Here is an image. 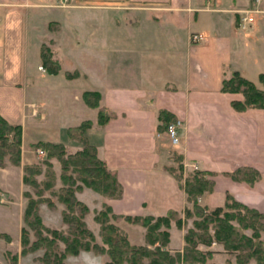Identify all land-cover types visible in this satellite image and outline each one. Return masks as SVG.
Wrapping results in <instances>:
<instances>
[{"label":"crops","instance_id":"obj_1","mask_svg":"<svg viewBox=\"0 0 264 264\" xmlns=\"http://www.w3.org/2000/svg\"><path fill=\"white\" fill-rule=\"evenodd\" d=\"M259 1L256 21L242 30L236 10L254 0H0V115L21 125L23 146L71 143L66 129L89 120L88 141L122 185L120 198L98 194L116 215L184 210V190L165 170L173 152L197 170L218 172L214 191L257 208L240 196L250 187L223 174L264 159V108L236 111L221 87L232 71L264 81ZM193 33L202 40L192 41ZM44 50L55 54L57 72L43 64ZM74 52L87 60L83 90L79 70L69 77L63 69ZM78 91L98 92L113 117L98 124V108ZM160 110L182 120L177 146L165 137ZM182 243L170 235V248Z\"/></svg>","mask_w":264,"mask_h":264},{"label":"trees","instance_id":"obj_2","mask_svg":"<svg viewBox=\"0 0 264 264\" xmlns=\"http://www.w3.org/2000/svg\"><path fill=\"white\" fill-rule=\"evenodd\" d=\"M48 51V50H47ZM42 51V62L46 66L51 61L55 67L48 68L52 73L57 72L58 62L52 60L51 54H45ZM48 55V56H45ZM244 88H243V87ZM222 91H241L244 95V100H233L232 105L236 109H244L247 107H264V92L256 88L254 83L239 74L233 72L228 78L222 80ZM94 97V101L89 99V96ZM85 101L88 105L98 108L97 123L104 125L107 123L113 114L104 106L99 105V93L92 91L84 92ZM158 118L165 125L173 118L166 110H160ZM91 125L89 120H85L78 125L70 126L66 129L68 137L82 145L81 148L74 153L65 155L64 145L62 143H53L50 141H40L39 145L47 154L45 163L51 166L48 160L55 157L61 163V179L67 184V189L58 194L59 200L63 202L67 211L63 212L64 221L68 224L69 232L61 234L56 229H48L41 226V218L38 212V205L41 198H33L28 196V204L26 206V220L32 228L36 229L38 247H45L44 258L49 263L62 264L61 256H58V251L63 254H76L79 250H91L94 253L107 251L110 261L104 264H113L114 262L121 263L122 258H127L132 264H140V258H148L149 264H174L175 261H180L182 264H205L206 256L209 257L212 251H205L199 248V245H210L212 242L220 243L225 249L234 252L237 257V262L242 264L248 259L254 258L261 264L264 256V241L260 239V231L264 232V212L259 211L254 207L236 200L231 194L225 196L223 206L209 208L206 205H200L198 199L202 192L213 187V181L206 177V174L213 175V172L193 170L184 175L181 155L173 152V159L176 166H166L178 185L183 188L186 194V200L192 204L191 207H186L184 210L185 216L190 217L195 213L199 218L194 220V228H189L184 235L186 245L183 250H175L173 253L167 247L169 243V227L171 220L174 219L178 226L182 225V219L177 215V211L168 210L166 214L160 216L152 215H124L123 217L131 222L139 221L146 228L147 244L153 245V249L147 246H134L128 242L124 233L121 232L114 224L108 220L110 215L117 217L112 212V208L108 203L103 204V208L95 215V220L101 224L102 238L109 244L107 250L98 246L95 242L93 234L86 227L82 219V215L87 211L86 206L75 197L73 186L79 187L76 183L79 180L83 185L100 192L108 198H120L122 196V185L117 179L116 172L110 170L106 163L101 160L96 151L94 144L90 143L86 137V129ZM22 128L19 124H11L0 115V157L5 154H11V161L19 164L21 152ZM7 147V148H6ZM8 149V150H7ZM2 162H0V165ZM72 168L74 175L68 174V170ZM245 168H238L234 172H226L232 178L236 177V171H243ZM25 174L23 180L26 184L33 186L36 193L43 195V191L48 189L50 182L45 181L43 188L40 187L38 181L32 176L34 173L40 172L39 167L26 166L24 167ZM256 176V173H255ZM252 180L253 181L254 178ZM74 207H78L80 215L74 214ZM110 214V215H109ZM32 216L33 220H29ZM209 224L213 228V233L208 231ZM51 233V237L43 234L41 229ZM195 229H200L197 232ZM245 229H251V234L244 232ZM62 240L65 243V248L60 249L55 240ZM51 253L53 255L51 259ZM129 254V255H128ZM125 255V257H124ZM138 261V262H137ZM48 263V262H46Z\"/></svg>","mask_w":264,"mask_h":264},{"label":"rangeland","instance_id":"obj_3","mask_svg":"<svg viewBox=\"0 0 264 264\" xmlns=\"http://www.w3.org/2000/svg\"><path fill=\"white\" fill-rule=\"evenodd\" d=\"M259 2L260 1H255L251 6L243 7L236 10L240 19V16L243 15V11L245 9H251V12L248 13L251 18V21L249 20V18L245 20L244 26L246 27L245 28L240 27V29L247 30L252 26L253 22L256 21L257 13L259 12V6H260ZM57 4L61 5V3L59 2H57L56 5ZM67 5L68 3L66 2V4L61 6H67ZM196 34H200V33H196ZM44 51L46 52L45 54H48L47 50ZM54 56H55L54 53L51 54V57ZM72 57L73 58L69 59L68 57L66 58L65 56V59L63 60V69H66L65 71L70 72L69 77H71V75L73 77L75 73L79 70L78 71L79 74H76L78 76L75 75V79H76L75 83L79 85V89L81 90L84 86H87L86 84L84 85L81 77L83 65L87 63V60H85L86 58L81 52L72 53ZM50 67L51 68L55 67V65L51 61H49L46 65L47 70ZM233 72H237V74L242 76L239 71H232L230 72L228 77H230ZM67 73L68 72H66L65 74L67 75ZM256 82L257 83L253 82L256 88L264 92V81L257 78ZM257 84L263 89L259 88ZM227 92L233 95L234 97L233 100H244V95L242 94L241 91H237V92L227 91ZM77 93L78 95H80L79 97H81L82 100L85 103H87L85 101L84 92L78 91ZM89 99L94 101V97L92 95L89 96ZM232 101H231V105H232ZM46 103H49V101H47ZM250 108L263 109L264 107L263 108L247 107L244 109H236V108L234 109L236 111H245ZM182 125L183 124H181L179 130L182 128ZM165 137L167 138L166 133H165ZM177 137H178V141L177 143L174 144L171 143L169 139H167L168 142L171 144V147L177 146L179 144L180 142L179 133ZM71 140H72L71 143L68 144L62 143L64 145L63 148L66 156L74 153L76 150L82 147V145H80L79 143L77 144L74 139L71 138ZM37 144L38 142L34 143L33 145L32 144L28 145L27 142L25 141V145L23 146L21 140V147H20L21 152H20L19 164L13 163L11 161V154L9 153H5L0 157V162H2L1 163L2 165H0V264H53L51 262L49 263L47 259L43 260L45 247L43 245L38 247L39 243L41 242L37 240L38 239L36 234L37 231L35 228H32L31 225L26 220L25 213L29 199L26 193L30 194L33 198H41L37 212L41 218V226H44L45 228H48L50 230L56 229L61 234H67L69 232L68 224L64 221L63 218V212L67 211V208L65 204L59 200L58 197L59 193L64 192L65 189H67V184H65L60 177L61 163L55 157H51L48 160L51 162L52 165L48 166L45 163L47 154L45 150H43ZM173 155H174L173 153L170 154L171 160L168 165L176 166V162L173 159ZM181 156H182L181 161L183 164L184 175L190 173L193 170H197L196 165H195L196 166L195 169L194 164L189 165L188 163H185L183 161L184 160L183 155ZM261 158L262 161L254 166H241V167L238 166L237 168H234L232 171H230V172H234L238 168H245L241 172L240 171L235 172L237 174L236 177H238V179L232 178L230 175L227 174H223V176L225 175L231 178L233 181L240 183V185L239 184L238 185L241 186L242 188L250 187L249 188L250 192L241 191L240 196L246 195L245 198L247 200H249L250 198L251 200L250 202L251 203L254 202L253 205H257V208L256 207L254 208L264 212V159L263 157ZM26 166L39 167L40 172L38 174L34 173L32 176L38 181L41 188H43V184L45 183V181L50 182L51 186L43 191V195L38 196V194L36 193V189L33 186L28 185L24 182L23 180V176L25 174L24 167ZM72 170L73 169L70 168L67 172L69 175L72 174L73 176L74 173L72 172ZM217 176H218V172L215 173L213 172V175L206 174V177L210 178L213 181V187L211 189L206 188L198 199V203L200 205H206L210 209L217 206H223L225 203V196L227 193H229L226 192L224 194L222 189L218 191H214V184H215L214 181H215V177ZM223 176L220 178H223ZM254 176L256 178H254L253 181H250ZM76 184L79 187H75V185L73 186V189L75 190L74 191L75 197L77 198V200L83 203L87 208V211L81 217L85 222L86 227L90 230V232L94 236V239L90 241L91 243L95 242L96 244H98V246H101L102 248L107 250L109 244H107L102 238L101 224L95 220V215L98 213L99 210L103 208V204L106 203L104 201L105 199H102V197L103 198H108V197L104 196L98 191L93 190L90 187L83 185L79 180H77ZM98 194H100L102 197L99 196ZM233 197L236 200H238L235 196ZM185 198H186V194H185ZM185 202H186L185 208L192 206V204L188 202L186 199ZM248 206L253 207L252 205L251 206L248 205ZM184 210H182L181 212L177 211V215L180 216L182 219L181 226H178L175 223L174 220L175 218L172 219L170 223L169 233L170 235L171 234L173 235V240H183L182 243L183 245L182 248L180 249L170 248L169 247L170 244L169 245L167 244L166 248L169 247L172 253L175 250H183L184 246L186 245L184 240V235L189 228L192 229L194 228V220H197L199 218L195 213H192L190 217H186ZM74 214L80 215V210L78 207H74ZM29 220L30 221L33 220L32 216L29 217ZM108 220L111 224L117 226V228L126 235L128 242L131 245L147 246L149 249H153L154 247L153 245L147 244L146 236H145L147 231L146 228L141 224V222L128 221L123 217V215H117V217L110 215L108 217ZM39 228L40 226H37L38 230ZM40 229L43 234L47 235V237H51V233L46 232L43 227H41ZM195 230L197 232H201L200 229H195ZM208 231L210 233H213V228L211 224H209ZM244 232L250 235L251 229H245ZM260 239L264 241L263 231H260ZM169 240H170V236H169ZM55 243L58 244L57 250L58 248L60 249L65 248V243L62 240L60 239L55 240ZM177 244L178 242L175 241L174 244L172 245L175 246ZM199 248L205 251L207 250L212 251V254L209 257L206 256L205 264H240L237 262V257L235 253L225 249L224 246L221 245L220 243L212 242L210 245L207 246L201 244L199 245ZM62 254L63 253L61 251H58V256H61L62 259V264H104L106 261L111 260L107 251L94 253L91 250L81 249L76 254H66V255H62ZM52 257L53 255L51 253V259ZM149 262L150 261L148 258L139 259L140 264H149ZM113 264H132V263L127 258L126 259L122 258L121 263L114 262ZM174 264H182V263L176 260ZM242 264H259V262L254 258H250L247 260V262ZM261 264H264V256Z\"/></svg>","mask_w":264,"mask_h":264},{"label":"built area","instance_id":"obj_4","mask_svg":"<svg viewBox=\"0 0 264 264\" xmlns=\"http://www.w3.org/2000/svg\"><path fill=\"white\" fill-rule=\"evenodd\" d=\"M255 1H259V0H255ZM59 3H61V5H64L66 4L67 0H58ZM251 12V9H245L243 11V15L240 16V19H239V27H243L245 28L246 26L245 25V20H247L249 18V20L251 21V18L249 16L248 13ZM192 40L194 42H199L200 40H202V36L200 34H192ZM42 68V67H40ZM182 124V121L180 118H175L173 120H171L170 122H168L166 124V127H165V133H166V136H167V139H169V141L171 143H177L178 141V133H179V128ZM39 151H42V150H39ZM195 169H196V166H194Z\"/></svg>","mask_w":264,"mask_h":264}]
</instances>
